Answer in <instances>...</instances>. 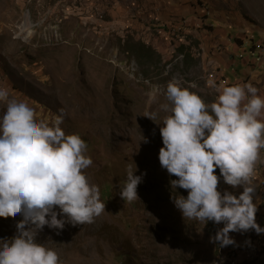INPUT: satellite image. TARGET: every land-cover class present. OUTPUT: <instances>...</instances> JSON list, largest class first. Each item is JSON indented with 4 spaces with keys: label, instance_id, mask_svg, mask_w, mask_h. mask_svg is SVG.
Masks as SVG:
<instances>
[{
    "label": "rangeland",
    "instance_id": "374dc122",
    "mask_svg": "<svg viewBox=\"0 0 264 264\" xmlns=\"http://www.w3.org/2000/svg\"><path fill=\"white\" fill-rule=\"evenodd\" d=\"M192 16L207 22L201 35L223 26L237 43L252 44L254 37L264 47V0H0V87L25 100L38 119L63 109L61 127L85 141L92 164L83 171L105 203L91 223H66L59 234L45 225L39 232L37 239L57 251L61 264H264V233L254 238L258 245L250 239L242 246L248 231L241 243L234 237L231 256L227 246L210 242L222 224L185 220L171 197L187 190L171 188L177 177L158 159L160 125L145 116L155 113L159 122L168 114L161 105L169 103L170 80L206 103L218 87L235 84L206 55L200 36L172 31ZM163 19L168 35L155 40ZM5 110L0 103V115ZM135 163V174H143L139 198L125 203L119 184ZM259 173L256 165V221L264 227ZM218 189L243 190L222 177ZM21 218L0 217V239L13 236Z\"/></svg>",
    "mask_w": 264,
    "mask_h": 264
},
{
    "label": "clouds",
    "instance_id": "9594fccd",
    "mask_svg": "<svg viewBox=\"0 0 264 264\" xmlns=\"http://www.w3.org/2000/svg\"><path fill=\"white\" fill-rule=\"evenodd\" d=\"M211 103L176 80L167 83L161 105L167 112L160 125V166L166 169L175 207L186 219L222 224L210 242L223 248L234 245L231 232L264 233L256 221L257 204L252 183L254 168L264 149V94L251 82H237L216 89ZM0 217L20 215L16 232L0 239V264H61L55 249L37 239L47 225L59 230L66 223H91L106 210L98 188L84 169L92 164L79 133L62 129L63 109L50 120L38 119L29 104L0 87ZM147 142V139L144 138ZM136 165V163H135ZM219 169V176L216 169ZM119 184L125 203L139 198L131 164ZM239 195L218 189L220 178Z\"/></svg>",
    "mask_w": 264,
    "mask_h": 264
},
{
    "label": "crops",
    "instance_id": "0c3cea01",
    "mask_svg": "<svg viewBox=\"0 0 264 264\" xmlns=\"http://www.w3.org/2000/svg\"><path fill=\"white\" fill-rule=\"evenodd\" d=\"M166 16V15H165ZM167 17V16H166ZM180 17V16H179ZM178 18L177 16L173 18H166L167 21ZM191 19V29L189 30V35L194 37L200 36L202 41V46L206 49V55L215 60V63L222 65L224 71L227 73L232 80L237 82H251L259 89L261 94H264V61L263 63L251 62L248 58H241L239 56L240 52L245 48H249V45L245 43L238 42L234 40L233 36H230L228 29L223 28V26H218L213 29V31H208L209 33H204L201 35V29L197 30L194 28V23L196 18L192 16ZM207 24V22H206ZM150 31V30H149ZM155 33L159 32L160 36H155V40L163 38L164 30L159 31L154 29ZM151 34L153 31H150ZM207 32V31H206ZM158 34V35H159ZM168 35V34H167ZM166 36V35H164ZM203 36V39L201 38ZM168 38V36H167ZM159 42V41H158ZM161 47H163L166 42L161 40ZM240 43V44H239ZM160 45V44H159ZM160 47V46H159ZM261 160L257 162L256 165L260 167V173L256 177L255 185H264V149L260 150ZM258 234L252 235V230L248 231V240H254ZM231 236L235 237L237 241L240 242L243 237V233L231 232ZM257 244V240H254ZM258 245V244H257ZM227 250V248H226ZM245 252V250H243ZM264 259V255L262 256Z\"/></svg>",
    "mask_w": 264,
    "mask_h": 264
},
{
    "label": "built area",
    "instance_id": "2783aa9c",
    "mask_svg": "<svg viewBox=\"0 0 264 264\" xmlns=\"http://www.w3.org/2000/svg\"><path fill=\"white\" fill-rule=\"evenodd\" d=\"M197 19V18H196ZM164 19L163 21L160 20V24L159 27H155V28H159L161 29V31L163 32L164 30ZM206 25L205 20H199V18L197 20H195L194 23V28L197 30L202 29V27ZM191 19L190 18H185L182 17V26H172V31H174V34H179V35H183L186 36L187 34L190 33V29H191ZM164 35H167V31L164 30ZM252 44H249L248 41V45L249 48H245L243 53H240L239 56L241 58H248L251 62L254 63H263L264 61V47L263 44L260 42H255L254 41V37H252L251 39H249ZM203 47V46H202ZM241 243V242H240ZM240 245V244H239ZM228 250H231L232 252L229 254L231 256L235 255V246L234 245H229L227 246ZM239 248V246H238Z\"/></svg>",
    "mask_w": 264,
    "mask_h": 264
},
{
    "label": "bare ground",
    "instance_id": "6f19581e",
    "mask_svg": "<svg viewBox=\"0 0 264 264\" xmlns=\"http://www.w3.org/2000/svg\"><path fill=\"white\" fill-rule=\"evenodd\" d=\"M247 243H248V241H247V239H245V240L243 241V243H242V246H243V245L246 246Z\"/></svg>",
    "mask_w": 264,
    "mask_h": 264
},
{
    "label": "trees",
    "instance_id": "16d2710c",
    "mask_svg": "<svg viewBox=\"0 0 264 264\" xmlns=\"http://www.w3.org/2000/svg\"><path fill=\"white\" fill-rule=\"evenodd\" d=\"M216 173H217V175L219 176V169H218V168L216 169Z\"/></svg>",
    "mask_w": 264,
    "mask_h": 264
}]
</instances>
